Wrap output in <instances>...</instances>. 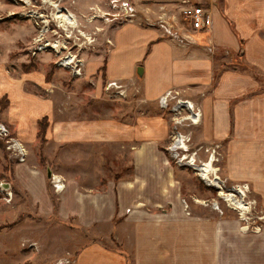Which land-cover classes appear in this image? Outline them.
<instances>
[{
  "label": "rangeland",
  "instance_id": "1",
  "mask_svg": "<svg viewBox=\"0 0 264 264\" xmlns=\"http://www.w3.org/2000/svg\"><path fill=\"white\" fill-rule=\"evenodd\" d=\"M152 1L143 5L147 8L154 4ZM189 1V4L216 7L236 41L235 45L218 44L219 39L217 36L212 38L210 27H204L197 34V43L207 45L203 48L211 56L214 54L210 85H224L228 90L225 94L231 129L223 140L203 137V112L199 122L194 123L190 121H193L191 117L188 120L185 111L177 117L171 108H163L160 98L168 90L157 98L156 103L149 104L137 79L107 76V58L120 27L128 23L158 27L163 36L179 46L159 25L149 23L164 10L167 15H177L183 22L181 8L188 3H176L172 7L160 5V14L156 16L150 11L151 7L145 12L142 5L132 4L130 0H0V264H57L59 261L75 264L77 251L99 234L95 229L80 227L72 219L59 220L56 214L40 216L29 204L18 180L17 165L27 161L32 147L44 166L46 159L55 154L48 129L60 106H65L64 116L59 112L62 119L75 117L81 120L107 114L123 120L140 112L142 115L157 114L158 111L165 114L171 128L165 145L160 144L158 149L168 155L176 168L180 195L195 204L193 210L199 211L196 205L202 204L200 211L206 214L214 211L222 218L240 220L243 229H247L246 225L252 230L264 228V0ZM126 2L133 11L121 8ZM57 5L62 13L70 11L75 15L76 25H61L56 17ZM208 31L211 32L208 40H202ZM69 58L71 62L67 64ZM76 65L82 68L79 74L74 73L73 66ZM227 73H231V77H226ZM234 75L241 76L242 81ZM111 81H117L122 87H108ZM182 89L171 90L178 91L176 94L181 99L191 101L200 109L185 90L181 93ZM176 100L170 98L169 102L174 104ZM38 101L50 109L46 108L48 114L37 118L36 138L30 144L24 139L22 129L34 119H30L26 107H35ZM238 105L241 109L239 118L236 114ZM191 111L193 114L197 110ZM174 124L177 131L186 134L187 149L184 151L170 148ZM236 128L247 134L251 132L252 140L232 141ZM244 145L248 147L245 150V147L241 149ZM19 147L23 150V158ZM212 154L221 187L209 185L199 169L189 164L192 157L197 165L204 164ZM234 163L238 167L236 171L232 169ZM52 175L48 184L56 191ZM6 183L10 184L9 188L3 186ZM241 185L244 190L247 186L245 198L249 209L245 212L233 208L234 205L225 199L229 196L242 198L236 191ZM222 189L224 195H220V192L224 193ZM112 239L115 242L113 236ZM105 242L112 245L109 240L105 239Z\"/></svg>",
  "mask_w": 264,
  "mask_h": 264
},
{
  "label": "crops",
  "instance_id": "2",
  "mask_svg": "<svg viewBox=\"0 0 264 264\" xmlns=\"http://www.w3.org/2000/svg\"><path fill=\"white\" fill-rule=\"evenodd\" d=\"M130 1L142 5L145 12L151 7L156 16L160 5L190 2L153 0L146 8L143 4L152 0ZM202 7L210 16L212 38L217 36L218 44L235 45L221 12L213 6ZM210 33L201 39L208 40ZM115 36L107 58L109 78L137 79L149 104L167 90L183 88L181 93L185 90L203 112V137L226 139L231 129L228 90L224 85H210L214 54L203 48L207 45L182 48L158 27L131 23L120 27ZM235 77L242 81L241 76ZM64 107L57 110L48 129L55 154L44 166L31 145L27 161L17 165V175L40 216L56 214L59 220L72 219L84 229L99 232L77 251L75 264H264V228L243 229L240 220L200 211L202 204L194 211L195 204L180 195L177 170L158 149L165 145L171 128L165 114L140 112L123 120L107 114L62 119L59 112L64 116ZM46 108L50 109L39 101L35 107H26L34 119L22 129L30 144L36 138L37 118L48 114ZM236 111L239 118L240 105ZM249 133L236 128L232 141L252 140ZM232 169L236 171L237 164ZM49 170L64 179L62 191L48 184Z\"/></svg>",
  "mask_w": 264,
  "mask_h": 264
},
{
  "label": "built area",
  "instance_id": "3",
  "mask_svg": "<svg viewBox=\"0 0 264 264\" xmlns=\"http://www.w3.org/2000/svg\"><path fill=\"white\" fill-rule=\"evenodd\" d=\"M123 10L127 9V10H132V8L130 7V4L128 2L123 3L122 7ZM164 10V8H163ZM167 12L164 10L162 11V13L158 16V18L154 21H152L149 24H152L154 26L159 25L163 30L164 33L171 38L173 41H175L180 47L182 48H190V47H194L197 46L199 43L198 42V38H197V34L199 33L200 30H202L204 27H210V16L205 12L204 8L199 5V4H185L182 6L181 8V14L183 16L184 21L181 22L179 17L175 14H170L167 15ZM185 21L187 22V24L185 23ZM74 68V73L75 74H79L82 71L81 66H73ZM108 87L111 88H121L122 85L120 83H118L117 81H111L108 85ZM123 90H120L119 92L122 93ZM174 90H168V92L166 94H163L160 98V105L163 108H171V112L173 113V115H180L182 114V111H185L187 114V118L188 120H190V117L193 115L192 111L190 109H192L191 106H187L185 107L182 102H191L189 100H183L179 97V94L177 95L176 93H179L178 91L173 92ZM175 93V94H174ZM170 98H176L177 100L173 102H169ZM168 105L166 106L164 103H167ZM192 103V102H191ZM192 105H194L192 103ZM195 109L197 110L196 113L197 115H199V113H201L202 111L195 107ZM202 117V115H201ZM174 119V118H173ZM180 119V118H177ZM176 120V119H175ZM180 121V120H178ZM177 121V123H178ZM191 122H193L192 120H190ZM175 125V124H174ZM176 125L174 127V134H173V143L170 146V148L172 150H186V148H183L182 143H187V137L185 133H182L181 131H177L176 129ZM180 142V145H178L177 143ZM20 148V147H19ZM19 150H22V148H20ZM22 155H20L21 158H23V150L21 151ZM52 178L54 180L53 185L56 189V191H61L62 189H64V181L61 177H59L58 175H52ZM213 187H216L215 185H211ZM221 187V184L219 185ZM245 187V191H247V186ZM239 190V188L237 189ZM236 190V191H237ZM225 194V191H224ZM239 194L241 195L242 198H236L237 201L241 200L243 203H246V205L249 206V202L246 201L245 198V194L239 192ZM220 195H223L220 192ZM228 201V197L225 198ZM234 205V204H233ZM245 212V210H243ZM248 211V210H246ZM247 228H249L248 225H246ZM66 261H59L57 264H66Z\"/></svg>",
  "mask_w": 264,
  "mask_h": 264
},
{
  "label": "bare ground",
  "instance_id": "4",
  "mask_svg": "<svg viewBox=\"0 0 264 264\" xmlns=\"http://www.w3.org/2000/svg\"><path fill=\"white\" fill-rule=\"evenodd\" d=\"M45 1L49 2L50 0H45ZM55 7L57 8L56 17L60 19L61 25H64V26H65V24L76 25L77 21H76L75 15L73 13H71L70 11H67V13H62V11L58 7V5L55 6ZM48 44H45V45H48ZM50 46L54 47V46H56V44L55 45H50ZM67 57H69V56H67ZM70 62H71V58H69V60H67V64H69ZM164 104L167 106L168 102L164 103ZM182 104L185 107L191 106L192 107L191 110H195V105H192L191 102H184L183 101ZM200 115H201V113H199V115H197L196 111L193 113L191 118L193 119L194 123H198L199 122L198 119L200 118ZM177 144L180 145V142H178ZM182 145H183V148L187 149V143L184 142V143H182ZM214 160H215V155L212 154L207 162H205L204 164H201V165H197L196 164V159L194 157H192L191 160L189 161V164L192 165L194 168L199 169L202 177L207 182H209V185H215V186L217 185V186H219L221 183H220V178H219L218 173H217V169H215V167L213 165V161ZM222 191H224V190L222 189ZM237 191L245 194V190H244L242 185L239 186V190H237ZM221 193L224 195L223 192H221ZM228 202L232 206L234 204L233 208H235V209L238 208L241 211L242 210L246 211V210L249 209V206L246 205V203H243L241 200L237 201L236 199H234V198H232L230 196L228 198Z\"/></svg>",
  "mask_w": 264,
  "mask_h": 264
},
{
  "label": "water",
  "instance_id": "5",
  "mask_svg": "<svg viewBox=\"0 0 264 264\" xmlns=\"http://www.w3.org/2000/svg\"><path fill=\"white\" fill-rule=\"evenodd\" d=\"M139 71H141L140 73H142V69L141 68H139ZM51 175H52V172L49 170L48 171V177H50ZM3 186L5 188H9L10 187V184L6 183V184H3Z\"/></svg>",
  "mask_w": 264,
  "mask_h": 264
}]
</instances>
